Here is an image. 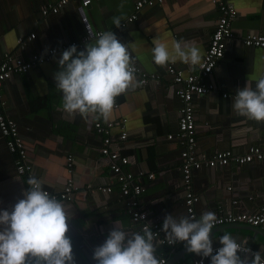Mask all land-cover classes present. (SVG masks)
<instances>
[{
  "label": "crops",
  "instance_id": "0c3cea01",
  "mask_svg": "<svg viewBox=\"0 0 264 264\" xmlns=\"http://www.w3.org/2000/svg\"><path fill=\"white\" fill-rule=\"evenodd\" d=\"M137 0H90L83 6V14L94 33L112 31L125 43L135 65L141 71L158 74L143 86L131 88L116 97L108 120L126 118V139L121 140L118 126L112 129L115 143L130 157L126 169L142 174L144 191L137 197L148 212V219L162 225L165 214L188 216L185 187L180 170L181 145L177 138L168 139L177 130L181 100L171 89L169 65L184 74L197 71V65L177 60L166 66L156 65L152 59L153 41L168 45L173 41L195 45L201 55L208 46L220 15L214 0H163L144 5L137 11V19L128 18L135 12ZM58 0H0V61L6 53L32 60L35 54H45L50 48L71 45L87 36L79 6L81 0H68L57 12L42 14L47 5ZM236 16L231 23L232 37L226 41L222 58L205 83L213 89L192 100L196 124L195 150L206 157L216 151H230L235 155L247 152L250 146H264V121L250 120L237 115L232 108L236 89L247 82H255L264 74V48L246 46L247 34H264V0H235ZM121 17L120 27L113 24ZM27 40L24 48L19 38ZM77 46L80 51L85 44ZM60 54L34 65L25 72H16L0 85V99L4 114L17 124L19 135L27 150V161L33 176L42 179L44 187L60 192L69 179L78 186L71 200H60L70 216L66 235L72 243L75 264H95L93 249L101 245L116 225L128 232L138 230L131 221L127 202L131 196L121 193L113 173L99 151L101 134L94 128L95 114L69 115L62 108L61 93L55 88L54 72L59 70ZM137 78V77H136ZM223 94H227L226 97ZM72 155L69 171L67 160ZM16 153L11 152L0 131V209L11 206L22 197L28 187V176L16 170ZM154 178L148 179L147 174ZM192 192L198 197L194 203L197 218L205 211L238 213L255 212L264 207V161L223 166L207 165L195 169L191 181ZM110 186V192L98 188ZM235 202V203H234ZM225 233L247 241L252 251L264 257V232L246 224H222L214 227L210 236L213 247ZM162 236L165 234L162 232ZM156 245L155 255L164 264H190L198 255L188 253L183 242ZM205 264H210L209 259Z\"/></svg>",
  "mask_w": 264,
  "mask_h": 264
},
{
  "label": "clouds",
  "instance_id": "9594fccd",
  "mask_svg": "<svg viewBox=\"0 0 264 264\" xmlns=\"http://www.w3.org/2000/svg\"><path fill=\"white\" fill-rule=\"evenodd\" d=\"M121 17L113 24L121 25ZM152 59L166 66L177 60L197 65L201 61L195 45L173 41H153ZM54 72L55 88L61 93L62 108L69 115L95 114L107 121L116 97L139 86L135 61L125 43L110 31H102L94 42L77 50L75 44L63 50ZM233 111L250 120L264 121V74L253 88L247 82L233 96ZM28 187L11 209H0V264H75L72 243L66 235L70 216L55 196L45 190L44 182L35 176L27 180ZM218 222L214 212L194 216L165 214L161 231L169 245L183 242L188 253L209 258L210 264H264L261 251H252L247 241L225 233L218 238L220 247L214 250L212 229ZM151 227L140 232H128L114 226L104 242L93 249L95 264H160ZM202 264V262H201Z\"/></svg>",
  "mask_w": 264,
  "mask_h": 264
},
{
  "label": "built area",
  "instance_id": "2783aa9c",
  "mask_svg": "<svg viewBox=\"0 0 264 264\" xmlns=\"http://www.w3.org/2000/svg\"><path fill=\"white\" fill-rule=\"evenodd\" d=\"M68 0H58L53 5L45 6L41 12L46 15L49 12H57L58 8L67 3ZM163 0H137L134 4L135 12L128 18V21L132 22L137 19V11L144 5H154L161 3ZM218 7L220 15L217 19L216 27L210 36V40L207 48L205 49L200 63L197 65V71L189 74H184L181 70H176L173 66L169 65L167 72L172 75V87L177 96L181 100V106L179 108V118L177 124V130L174 133L167 135L168 139L177 138L181 147L180 151V170L182 172V183L185 187V205L186 212L191 216L197 218L194 203L198 200V197L192 192L191 181L192 174L195 169H199L204 165L214 167L227 165L232 161L238 164L264 161V146L252 145L249 147L246 153L242 155L232 154L230 151H216L209 157L204 154H199L195 150L196 144V124L193 112L192 100L194 95H200L213 89V84L205 83L204 79L208 76L213 68L216 66L217 61L222 58L226 47V41L232 37L231 23L236 16V8L234 5L235 0H214ZM90 0H81L79 10L82 14V19L86 27L87 36L84 38V42L92 37H97L100 32L94 33L88 23L86 16L83 14V6H87ZM35 37V34H30L26 39L19 38L18 44L20 48H24L27 40H31ZM79 41L71 43L78 46H82L84 42ZM242 42L246 46L263 47L264 48V34L250 33L243 37ZM69 45H62L50 48L45 54H35L32 60H25L19 55L13 53H6L0 61V85L4 80L12 76L16 72H25L31 69L34 65L44 63L48 59L55 55L61 54L63 50L67 49ZM136 77L139 81V85L143 86L149 79H156L158 74H149L143 72L135 65ZM224 97L227 94H223ZM4 102L0 99V131L2 136L6 140L8 149L16 153V170L20 175L33 176L30 171V164L27 161V150L23 138L19 135L16 122L8 118L4 114L3 110ZM126 118H121L117 121L107 120L104 122L95 121L94 128L103 136L102 143L99 148L103 157L107 158V163L111 172L113 173L114 181L120 185L121 193L125 196H131L127 202V210L130 214L131 221L138 227L137 232L142 231L145 225H149L156 236V241L160 244H168L165 237L162 236L161 224L159 221L148 218V212L142 207L137 197L144 191V185L141 182L142 172L134 174V172L126 169V166L131 162L130 157L121 152V149L115 143V136L112 133V129L115 126L120 127L117 137L121 140L126 139L127 132L125 130ZM72 155L68 157V170H71ZM148 179H153L154 174L148 173ZM104 192H110V186H101L98 188ZM50 195L55 196L58 200H71L78 190V186L74 184L72 180L66 181L63 189L60 192H51L45 188ZM235 203V202H234ZM218 222L216 226L222 224H248L264 230V207L255 212L241 211L233 213L230 211L220 212L215 214ZM198 219V218H197ZM220 247H213L214 250ZM209 258H203L201 256L196 257L190 264H205ZM160 264H164L166 259L161 257Z\"/></svg>",
  "mask_w": 264,
  "mask_h": 264
},
{
  "label": "water",
  "instance_id": "95a60500",
  "mask_svg": "<svg viewBox=\"0 0 264 264\" xmlns=\"http://www.w3.org/2000/svg\"><path fill=\"white\" fill-rule=\"evenodd\" d=\"M246 225H248V224H246ZM248 226H250L252 229H257V227H254V226H251V225H248ZM258 229H260L261 230V232H264V230H262L261 228H258Z\"/></svg>",
  "mask_w": 264,
  "mask_h": 264
}]
</instances>
